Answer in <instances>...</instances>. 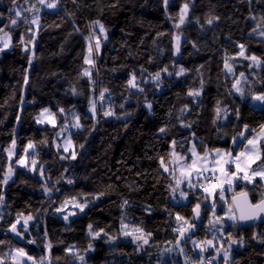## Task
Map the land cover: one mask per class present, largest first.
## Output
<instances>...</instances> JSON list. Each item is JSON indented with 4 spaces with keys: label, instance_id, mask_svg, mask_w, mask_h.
<instances>
[{
    "label": "trees",
    "instance_id": "16d2710c",
    "mask_svg": "<svg viewBox=\"0 0 264 264\" xmlns=\"http://www.w3.org/2000/svg\"><path fill=\"white\" fill-rule=\"evenodd\" d=\"M0 29L11 44L0 50V172L15 173L0 186L2 264L18 249L36 264H174L178 245L188 247L194 235L211 239L212 207L202 204L210 197L200 190L186 205L171 202L174 159H186L191 143L201 154L233 151L245 130L248 139L264 128V105L252 123L243 113L245 101L264 95V39L250 36L264 30V0H58L54 12L38 0H0ZM253 56L259 70L250 68ZM44 109L56 126L36 125ZM99 120L110 137L103 153ZM77 125L66 153L56 136ZM13 142L15 161L31 145L27 168L9 163ZM46 192L51 196L40 203L24 204ZM230 192L231 206L242 192L253 204L264 199L259 184L238 183ZM213 199L219 202L218 193ZM197 204L199 228L178 243L177 222L194 224ZM218 209L221 218L224 207ZM125 228L139 229L148 243H135ZM223 238V246L233 245L228 264H264V223L226 224Z\"/></svg>",
    "mask_w": 264,
    "mask_h": 264
},
{
    "label": "rangeland",
    "instance_id": "374dc122",
    "mask_svg": "<svg viewBox=\"0 0 264 264\" xmlns=\"http://www.w3.org/2000/svg\"><path fill=\"white\" fill-rule=\"evenodd\" d=\"M57 1L58 0H44V4H41L38 0L41 6V10H47L49 12H54L57 10ZM48 5H54V6L49 7ZM30 12H32V10ZM185 24H186V20L185 17L183 16V22L179 23V25L175 27L178 35L181 33ZM31 25L32 27L37 29L39 27L37 19H36V23L32 22ZM250 36L254 38L264 39V30L256 29L250 33ZM5 43H7L8 45L7 47H4ZM10 46L11 44L9 40V35L3 34L0 39V49H2L3 51H7L10 49ZM241 51H243V55H241ZM245 56H246L245 51L243 49H240L239 57L244 58ZM248 62L250 63V68L253 70H259L261 68L260 64L253 59L248 58ZM229 69H231V67L227 68L228 74H230L232 71V69L231 71H229ZM239 81L240 84L237 85V87L241 89L242 79H239ZM233 91L235 94L240 93V91L238 92L234 87H233ZM245 103L246 104L243 108V113L245 114L246 119L250 123H252L258 115H262L264 102L252 98L249 101H245ZM50 121H54V123ZM35 123L39 127H43V126L54 127L57 124V120L55 116L49 111V109H47V111H45L44 109L40 112L38 116L35 117ZM77 129L78 126H66L63 130L58 132L56 138L57 140H59L58 144L61 150L64 151V149L67 147L68 151L66 153L73 151L71 133L76 131ZM107 130L108 129L104 127V125L99 120V137H98L97 145L99 146L100 151L102 153L105 151V148L110 142V137ZM247 133L248 130H245L241 134V136L236 137V139L233 141L234 144L233 151L227 152L224 150H214V151L204 152L208 154L207 157L208 168L216 167V165L213 162L214 159L220 158L229 161V163L224 165L225 172L227 173V175H223L219 171L212 172L205 170L200 173L192 172L191 176H181V171L183 170L184 165L190 164L192 160H197L199 164L200 157H202L204 154V153L201 154L197 151L194 143H191L189 146L188 155L186 157V159L188 160H186L185 157L181 158L175 156L174 166H173L174 167L173 178L175 181V185H174V191L171 194L172 204L186 205L189 202L190 193L201 190L206 196L210 197V199L207 202H203L202 204H205L206 206H211L213 212H212V216L208 220V224L211 225L212 227V229L209 231L211 239L205 240V238H203L204 241L203 243H201L199 241L200 236L194 235L190 238L188 242V247L178 245L176 248L177 249L176 250L177 256L175 259L176 263L174 264H219L222 261L223 264H228L230 258L229 252L233 247V245L225 244L223 246V243L226 242L225 238H223V229L226 224L232 222L236 223L237 219L233 206L228 205L227 197L231 193L230 186L233 184L235 178L243 179L244 176L243 171L240 172L236 171V166L237 164H240L241 168H245L247 163L246 156L248 154H258L259 159H257L256 162L253 163L250 168H247V171L251 176L255 172L264 170V163L262 161V158L264 156V128H262L256 134L251 135L250 138L245 139L244 137L247 135ZM249 140L255 141V147L248 143ZM239 145H242V148L241 150H239L238 155H235V151ZM193 150L195 151L196 155H193ZM31 151H32V147H27L22 159L19 161H15L16 149H15V142H13L9 147V149H7L6 155L9 160V163L12 164L15 161L14 162L15 168H27L29 164L27 163L28 156L30 155ZM241 153H245V155L241 156L240 155ZM237 157H239V160L236 159ZM21 161H23V163H21ZM30 164H31L30 172L31 174H34L37 166L36 164L33 163ZM233 173H235V176L232 175ZM209 176L216 177L214 184L208 182ZM14 177H15V173L11 169L0 172V186L3 189H5L9 184L13 182ZM177 179L181 180V184L179 187H177L176 185ZM245 181H247L248 185H253V184L261 185L264 194V179H261L260 176L256 175L254 179L251 180V182L249 180H245ZM216 193H218V201H219L217 204L213 199ZM50 196H51L50 193L46 192L43 197H40L38 199H31L29 197H26L24 198V204L26 206L35 205L37 203H40L45 197H50ZM219 206L224 207V214L221 218L217 215L219 211L218 209ZM202 216H203L202 210L201 207L199 206V214H197L193 210V218L195 220L194 224L187 225L186 223L184 224L178 221L177 228L180 230V232L181 230L184 231L185 229L189 228L191 233H193L198 230L199 224L202 220ZM233 216L235 217L234 219L230 218ZM65 220H69V216H67V219ZM26 225H29V222H27ZM125 230H126L125 233L127 232L133 234L132 241L134 242L136 241L140 243V246L146 245L143 242L145 238L143 236L142 237L138 236L140 235V232L132 231V229H126V228ZM207 241H211V244H208ZM201 248H203L204 251H201ZM181 249L183 250L182 252ZM225 257H227V259ZM6 260L9 263L14 264V258L11 255H8L6 257ZM39 264H47V263L43 261Z\"/></svg>",
    "mask_w": 264,
    "mask_h": 264
},
{
    "label": "snow or ice",
    "instance_id": "6c2138e0",
    "mask_svg": "<svg viewBox=\"0 0 264 264\" xmlns=\"http://www.w3.org/2000/svg\"><path fill=\"white\" fill-rule=\"evenodd\" d=\"M39 2H40L41 4H44V0H39ZM48 6H49V7H53L54 5H48ZM184 11H185V12L187 11V5H185ZM16 15L19 16V15H20V12L17 11V12H16ZM32 22H33V23H36V20H33ZM182 22H183V17L181 18V23H182ZM208 22L211 23L212 21L209 20ZM11 23H12L13 25H15V24L17 23V21H16L15 19H13V20L11 21ZM99 27H100V31L103 32V30H104L103 25L100 24ZM0 31H3V29H0ZM7 46H8L7 43H5V44H4V47H7ZM99 47H100V43H99V40L97 39V42H96V49L99 50ZM240 47H241V49H243V45H241ZM0 50H2V49H0ZM89 52H91V47L89 48ZM241 55H243V51H241ZM251 59L256 60V57L253 56V57H251ZM85 63H86V64H92L93 61H92L91 58H87V59L85 60ZM226 66H227V65H226ZM181 71H183V70H181ZM229 71H231V69H229ZM85 75H89V73H88L87 71H85ZM241 75H243V74H241ZM133 79H134V77H133ZM156 79H159V74H157ZM130 83H131V81H130ZM239 84H240V81H239V80H237V81L233 84V87L236 88V90H237L238 92L240 91V88L237 87V85H239ZM133 86H135V85H133ZM189 95H199V93H198V92H196V93H191V92H190ZM253 99L264 102V95L254 96ZM149 107H150V106H149ZM93 108H94V106H93ZM45 111H47V109H45ZM106 115H111V113H106ZM50 122H53V123H54V121H50ZM77 126H78V125H77ZM161 131H164V129H161ZM248 143H249L250 145H253V146L255 147V141H253V140H249ZM29 147H31V145H30ZM64 151L67 152V151H68V148L66 147V148L64 149ZM193 155H196V153H195L194 150H193ZM240 155H241V156H244L245 153H241ZM207 157H208V154H207V153H204L203 156L200 157V163H199V164H198L197 160H192L190 164L184 165V166H183V170L181 171V176H191L192 172L200 173V172L205 171V170L212 171V172L219 171L221 174H223V175H227V173L225 172V167H224V165L227 164V163H229V161H227V160H223V159H220V158H217V159H214V161H213L214 164L216 165V167L208 168V167H207ZM72 158H73V159L75 158V154H74V153H73V157H72ZM236 159L239 160V157H237ZM257 159H259V155H258V154H248V155L246 156L247 163H246L245 168H241L240 164H237V166H236V171H237V172H240V171H243V172H244L243 179H245V180H249V181L251 182V180L254 179V177H255L256 175L260 176L261 179H264V170H261V171H259V172H255V173H254L253 175H251V176L249 175V173H248V171H247V168H250L251 165H252L253 163H255ZM21 163H23V161H21ZM33 164H35V161H33ZM167 170H168V169L166 168L165 171H167ZM232 175L235 176V173H233ZM180 184H181V180H180V179H177V180H176V185H177V187H179ZM213 187H214V186H213ZM182 195H183V193H182ZM242 195H244V196L246 197V194H243V193H242ZM0 199H3V197H0ZM73 206H74V207H78V208L80 209V211H83V210H84V207H85L84 204H79V203H75V202L73 203ZM245 209H247V211H245ZM240 210H241V219H253L257 213H262V212H264V201H261V202L258 203V204L252 205V204L248 203V202L245 200V204H244L243 207L240 208ZM194 211H195L197 214H199V205H198V204H197L196 208L194 209ZM64 218L67 219V216H65ZM230 218L234 219L235 217L233 216V217H230ZM27 219L30 220L31 217H28ZM177 219L179 220V219H181V217L177 216ZM17 223H19V221H17ZM26 224H27V221H25V227H26ZM125 227H126V226H125ZM11 230H12V231H16V224H13V225L11 226ZM134 231H140V230H139V229H135ZM180 234H181V236H183V230H181ZM17 235H19L18 232H17ZM97 235H98V234H97ZM125 235H131V233H127V232H126ZM143 242H144L145 244L148 243V241H147L146 239H145ZM207 243H208V244H211V241H207ZM169 251H171V250L169 249ZM182 251H183V250L181 249V252H182ZM201 251H204V249L201 248ZM17 255L23 257V256H25L26 254L24 253L23 249H18V250H17ZM225 258L227 259V257H225ZM28 259H32V258H31V257H28ZM80 259L83 260V257H80ZM0 264H2V261H0Z\"/></svg>",
    "mask_w": 264,
    "mask_h": 264
},
{
    "label": "water",
    "instance_id": "95a60500",
    "mask_svg": "<svg viewBox=\"0 0 264 264\" xmlns=\"http://www.w3.org/2000/svg\"><path fill=\"white\" fill-rule=\"evenodd\" d=\"M238 183L248 185L247 181H245L244 179L235 178L233 184L230 186V189L233 190ZM242 193L246 194V197L244 195H242ZM242 193L235 194L232 197V206H233L235 213H236V219H237L236 222H237L238 226L243 228V227L250 226V225H256V224L264 223V212L257 213L253 219H241L240 208L244 206L245 200L248 203L255 205V204L251 203L249 194L247 192H242ZM261 201H264V199ZM261 201H259L258 203H260ZM258 203H256V204H258ZM245 211H247V209H245ZM190 235H191V231L189 230V228L185 229L183 231V236H181V234H179L178 243H183L184 241H186L189 238ZM12 256L14 258V264H36L34 259H28V256H26V255L21 257V256L17 255L16 251H14L12 253ZM47 263L49 264V260H47Z\"/></svg>",
    "mask_w": 264,
    "mask_h": 264
},
{
    "label": "built area",
    "instance_id": "2783aa9c",
    "mask_svg": "<svg viewBox=\"0 0 264 264\" xmlns=\"http://www.w3.org/2000/svg\"><path fill=\"white\" fill-rule=\"evenodd\" d=\"M101 102V99L98 100V104ZM216 180V177L215 176H209L208 178V182H210L211 184H214Z\"/></svg>",
    "mask_w": 264,
    "mask_h": 264
},
{
    "label": "crops",
    "instance_id": "0c3cea01",
    "mask_svg": "<svg viewBox=\"0 0 264 264\" xmlns=\"http://www.w3.org/2000/svg\"><path fill=\"white\" fill-rule=\"evenodd\" d=\"M233 147H234V144H233Z\"/></svg>",
    "mask_w": 264,
    "mask_h": 264
},
{
    "label": "flooded vegetation",
    "instance_id": "af4514ba",
    "mask_svg": "<svg viewBox=\"0 0 264 264\" xmlns=\"http://www.w3.org/2000/svg\"><path fill=\"white\" fill-rule=\"evenodd\" d=\"M234 189H235V188H234ZM234 189H233V190H234ZM231 190H232V189H231Z\"/></svg>",
    "mask_w": 264,
    "mask_h": 264
}]
</instances>
